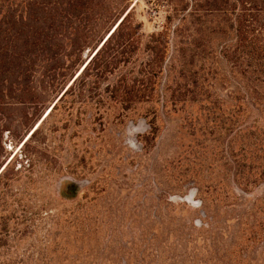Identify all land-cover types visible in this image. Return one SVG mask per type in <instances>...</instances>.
<instances>
[{"label": "rangeland", "instance_id": "1", "mask_svg": "<svg viewBox=\"0 0 264 264\" xmlns=\"http://www.w3.org/2000/svg\"><path fill=\"white\" fill-rule=\"evenodd\" d=\"M193 1L201 14L171 25L165 12L136 4L141 46L107 82L149 63L144 43L165 31L160 71L143 84L149 99L126 108L103 82L93 89L102 102L67 95L42 122L0 121L9 174L0 264H264V176L248 177L264 169V90L262 117L249 121L228 59L232 15ZM134 127L147 131L129 136Z\"/></svg>", "mask_w": 264, "mask_h": 264}, {"label": "trees", "instance_id": "2", "mask_svg": "<svg viewBox=\"0 0 264 264\" xmlns=\"http://www.w3.org/2000/svg\"><path fill=\"white\" fill-rule=\"evenodd\" d=\"M138 1L0 0V121L42 122L67 95L88 102L97 94L102 102V95L93 89L107 82L121 65L128 64L141 46L143 33L136 19ZM144 1L150 11L165 12L170 25L178 16L182 21L201 14L197 8L201 5L193 0V12L187 11L189 0ZM205 3L203 13L232 15L234 43L228 59L243 80L242 90L250 103L249 121H259L255 115L261 116L263 104L258 98L264 90V28L260 24L264 0ZM164 32L150 33L144 43L150 49L149 63L134 67L132 77L122 75L117 83L107 82L109 99L127 108L135 101L150 98L152 87L148 90L143 84H151L152 77L160 71L164 52L158 47L166 42ZM85 51L92 52L86 62L82 58ZM38 126L31 129L21 146L28 145ZM6 130L8 126L0 124V194L9 178L8 163L1 159V133ZM252 145L257 149V143ZM253 175L257 177H253L252 184L264 176V169L248 173V177Z\"/></svg>", "mask_w": 264, "mask_h": 264}, {"label": "clouds", "instance_id": "3", "mask_svg": "<svg viewBox=\"0 0 264 264\" xmlns=\"http://www.w3.org/2000/svg\"><path fill=\"white\" fill-rule=\"evenodd\" d=\"M142 131H147V128L141 129L140 127H134V128L131 129V131L128 133V135L129 136H133L134 133H140ZM127 145H128V147H130L133 150L138 149V144H137V142H136V140L134 138L133 139H129L127 141Z\"/></svg>", "mask_w": 264, "mask_h": 264}]
</instances>
